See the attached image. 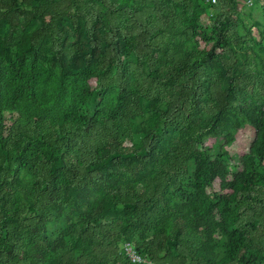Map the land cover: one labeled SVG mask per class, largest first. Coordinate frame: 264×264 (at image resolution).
<instances>
[{
    "label": "trees",
    "instance_id": "obj_1",
    "mask_svg": "<svg viewBox=\"0 0 264 264\" xmlns=\"http://www.w3.org/2000/svg\"><path fill=\"white\" fill-rule=\"evenodd\" d=\"M220 5L208 46L193 48L201 0H0L16 41L0 57V264H147L118 251L126 226L157 233L159 247L137 243L153 264H264L261 159L203 143L232 111L264 155V75L239 74L246 48L264 70V42L242 31L235 0ZM168 125L184 139L167 146ZM182 161L188 188L171 177L166 191ZM216 179L229 193L207 191Z\"/></svg>",
    "mask_w": 264,
    "mask_h": 264
},
{
    "label": "rangeland",
    "instance_id": "obj_2",
    "mask_svg": "<svg viewBox=\"0 0 264 264\" xmlns=\"http://www.w3.org/2000/svg\"><path fill=\"white\" fill-rule=\"evenodd\" d=\"M236 1V8L238 12V16L241 19V22L244 26L242 31L244 33H247V35L251 36L255 39H262L264 42V37L261 34V30L263 29V14H262V2L264 0H235ZM201 4L204 8L203 13L200 15L199 18V30L198 33H196L190 42H188V45L193 48H202L204 46H208L209 42H206L201 37V34L203 32H208L214 23V19L217 15V13L221 10V0H217L216 4L213 6V13H207L205 11V0H201ZM3 11L2 14H0V57H8V55L14 53L15 49V40H11L7 42V37H9V28L12 27V19L10 17V13L6 14ZM20 19L23 21V16H19ZM21 34V32H16L17 34ZM45 40H47V37H45ZM50 51L47 52L49 54ZM246 54L243 55L244 57V65H242L239 74L242 75H251L255 74L257 69L259 70L260 74L264 75V70L261 69L263 64H256L254 56H252V53L250 49L246 48ZM51 53V52H50ZM251 55V56H250ZM243 70H247V73L244 74ZM252 72V73H251ZM240 90H244L243 87ZM240 94L243 93V91H239ZM234 114L232 111H230L229 115L227 116L226 122H224V126L220 129L218 134L215 135H204V141L203 143L212 148V155L216 154V150L223 151L226 150L225 157H237V156H245L246 158H260L261 162L264 165V155L261 149H250V143L254 137V131L251 125L247 122L243 121H236L234 120ZM5 119L7 122H13L14 115L12 113H6ZM136 124H139V119L137 118L135 120ZM185 132V131H184ZM184 132L180 129H176L173 125H168L164 128H162L159 131V134H161V137L165 138L166 145H170L174 141H180L181 139H184ZM8 133L7 130H3L2 134L5 136ZM130 137L124 138V144L131 143L132 140L128 139ZM136 135H134L133 140L136 139ZM138 139V138H137ZM262 145H264V141L262 142ZM2 157L5 158V154H2ZM16 162L13 163L14 166H16ZM192 170H193V164L191 161H182L181 164L178 165V167L173 169L169 175L165 174L161 176L163 183L165 182V190L170 191L174 187L173 184H168L166 181L171 178L175 177L178 181V184H180L181 188L187 189L189 180L192 176ZM8 173H11L9 170ZM228 180L232 178V175H228ZM145 183V181L141 180L138 183H136L137 188L142 187ZM207 191L211 194H219V193H229V188L227 186L222 187L219 183V179H216L212 185L207 186ZM135 190V189H134ZM165 193L161 191L159 194H157L154 198V202L151 203L149 206H147L149 214L153 217H158L162 210H164L165 206L163 204V198L161 196H164ZM116 214L115 213H109L106 215L104 220L106 222H109L110 220H113L115 222ZM62 225V220L58 219L53 222H48L46 224V229L44 228L42 231H39V234H51L52 231L58 229L59 226ZM110 226V225H109ZM39 228L38 224H35L32 228V230L37 233V229ZM122 229L125 230V232H120L116 234V243L117 248L120 253H122L124 256H126L130 262L135 263H147V264H153L154 261H152L151 257L149 256V253L146 251H139L137 248V243L143 242V241H151L152 244L157 245L159 247L160 245V238H158L157 233L154 231L153 228H135L134 231H131L130 229H127L126 227H122ZM107 234V233H105ZM217 239L220 241V232L217 234ZM22 238V237H21ZM165 253V249H161V255ZM188 264H192L191 262H188Z\"/></svg>",
    "mask_w": 264,
    "mask_h": 264
},
{
    "label": "built area",
    "instance_id": "obj_3",
    "mask_svg": "<svg viewBox=\"0 0 264 264\" xmlns=\"http://www.w3.org/2000/svg\"><path fill=\"white\" fill-rule=\"evenodd\" d=\"M217 0H205V11L207 13H213V6L216 4Z\"/></svg>",
    "mask_w": 264,
    "mask_h": 264
}]
</instances>
